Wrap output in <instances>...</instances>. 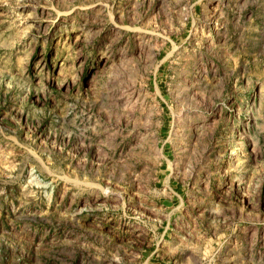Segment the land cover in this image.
Segmentation results:
<instances>
[{
	"label": "rangeland",
	"instance_id": "obj_1",
	"mask_svg": "<svg viewBox=\"0 0 264 264\" xmlns=\"http://www.w3.org/2000/svg\"><path fill=\"white\" fill-rule=\"evenodd\" d=\"M0 264H264V0H0Z\"/></svg>",
	"mask_w": 264,
	"mask_h": 264
}]
</instances>
